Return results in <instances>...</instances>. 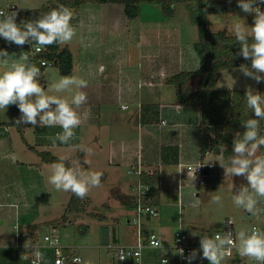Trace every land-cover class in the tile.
<instances>
[{"label": "crops", "instance_id": "1", "mask_svg": "<svg viewBox=\"0 0 264 264\" xmlns=\"http://www.w3.org/2000/svg\"><path fill=\"white\" fill-rule=\"evenodd\" d=\"M177 4L172 6L170 15L172 18L175 16ZM261 6L264 7V5ZM78 11V21L75 24L77 41L67 44L73 56V71L70 76L88 81V87L82 89L87 93L88 98L87 102L78 109V112L82 114V124L75 130L76 138L70 141L68 145L61 144L59 141L53 144L49 137L55 136L61 131L58 126L33 127L24 125L23 135L35 148L42 149L44 147L43 149L49 150L61 158L67 157L70 164L76 160L83 162L85 153L82 149H91L92 154L88 157L90 162L84 166L87 168L92 165L99 169L101 160L103 161L107 157L112 176L116 175V170L121 166L126 169L127 173L131 166L145 172L158 171L159 205L157 206V217L161 222H166L167 213L165 212H168V209L164 206L166 204H162L161 199L166 179L169 178L172 182H177L178 185V164L196 163L201 158L198 144L199 107L176 103L175 95L170 94L165 89V85H171L166 82L167 78L174 73L181 70H196L200 66L199 57L193 47L194 40L187 36L188 30L181 29L182 23L179 20L175 22V19H156L157 21H150L145 26L133 22L135 25L133 24L131 28H128L121 3H85L79 7ZM140 16H142V12ZM210 16L207 19L208 29L211 31L222 30L221 28L214 30L209 27ZM152 18L154 17H151L150 20ZM138 26L139 29L135 31ZM132 29L134 30L131 32ZM109 31L114 34L112 39L107 38ZM225 32L233 34L228 33L230 31ZM125 34L131 38L129 43H133L130 50L139 54V62L137 63L133 60L131 51L126 52L127 47L122 46L128 42L121 39V36ZM100 36L104 37L103 41ZM5 67L0 65V71H3ZM236 68L239 67L226 70H230V73L233 74ZM221 71L218 73V80ZM52 75L54 76L51 73L50 78H53ZM60 77L62 76L60 75ZM196 79L194 77V80ZM75 91L76 89L73 88L72 92H63V97H60L70 101ZM144 103L159 104V117L156 122L141 123L140 106ZM117 105L122 109H127L128 106L135 109L126 115H119L115 114L112 109ZM83 114L87 115L83 116ZM11 118V106L6 111L0 110V162L18 167L15 166L19 163L15 149L18 137L12 135L16 128L12 125L3 124V122H9ZM30 136L32 137L30 138ZM45 164L47 163L41 161L32 164L40 170L41 189L46 188L42 175V172L45 171L43 166ZM99 171L102 172L100 169ZM6 174L8 173L6 172ZM128 174H133V177L131 176V179L127 181L130 192H124L120 187H117L114 203L104 202L102 207L110 212V209L115 206V212L118 211L123 216H109L102 213L99 221H105L108 224V227L102 228L100 231L102 245H98L95 240V244L76 245L79 248L81 246L98 248L93 256L89 253L82 257L80 264H131L116 261L111 248L104 246L107 243L113 245L133 244L137 240L136 229L131 223V218L135 205L133 186L138 176L134 173ZM217 181L218 173L217 178L210 182L216 183ZM5 185L7 184L0 187ZM177 187L179 188V186ZM176 202L178 203L177 212L180 215L182 211L180 196ZM169 205L175 206V202L171 201ZM109 218H111L110 221H108ZM144 218L151 219V217ZM179 221L181 222L180 219H178V223ZM263 221L264 218L261 223ZM141 231L144 236L149 231L155 232L153 225L149 226L146 220H142ZM29 237L30 232L28 237L25 240L23 238L19 243L21 248L28 250L27 252L31 250L26 249L24 245L25 242L29 241ZM39 239L37 236L36 240ZM193 239L199 242L197 239ZM161 243L162 247L159 248L160 255L158 258L155 250L157 248L145 247L143 249L142 264H160V257L167 256V253H161L162 249L173 251L170 247L171 244L163 240ZM19 257V253L13 256L9 255L5 258V263L20 264ZM174 257L175 255L170 258ZM225 257H227L225 261L228 264H257L249 258L241 257L235 247L231 255ZM42 264H50V261H45ZM193 264H208V261L205 259L201 263Z\"/></svg>", "mask_w": 264, "mask_h": 264}, {"label": "rangeland", "instance_id": "2", "mask_svg": "<svg viewBox=\"0 0 264 264\" xmlns=\"http://www.w3.org/2000/svg\"><path fill=\"white\" fill-rule=\"evenodd\" d=\"M53 1L54 0H0V10L4 12H10L12 10L22 16L27 10L38 8L42 4ZM218 1L226 2L227 9L223 15L214 14L210 16L211 19L209 20L208 25L211 29L215 30L221 28L222 30L226 29L225 31H230L228 33H232L231 25L238 19L235 15L244 19L242 22H245L248 26H252L253 14H245L242 12L237 6V0ZM176 6V13L174 18H172L170 15H166L163 12L160 4H142V16H140V13L139 18L126 20V22H128V28H131V25L133 26L134 23L145 26L150 23V21H157L156 19H175V22L179 20L180 23H182L181 29L185 28L188 30L187 36L192 38L194 42L197 41V12L194 5L179 3ZM261 8L264 10V7L261 6ZM151 17H154L152 18L153 20H150ZM17 23L19 24L18 21ZM73 26L75 27V25ZM138 29L139 26L135 28V31ZM133 30L134 29H132L131 32ZM113 36L114 34L112 31H109L107 38L112 39ZM100 38L101 40L104 39L102 36H100ZM121 39L122 41H128L126 43L127 45L123 44L122 46L125 45L127 47L126 52L131 51L135 63L139 62V54H135L133 50H130L133 47V43H129L131 38L127 37V34H125L121 36ZM73 41H77L75 37L70 43ZM104 44L106 45L105 42ZM3 49H6L9 53V65L16 62L19 55L24 53L23 48L16 45H11ZM29 63L32 64L30 60ZM237 69L238 68L234 69L233 74L230 73V70H222L217 86L221 88L231 87L236 89H246L251 86L264 96V82L257 84L254 80L246 78ZM51 73L54 74V76L52 75L53 78H50ZM60 78L56 66L48 64L45 67L44 73L40 77V82L47 94L63 97V92L56 93L51 89V85L54 82H57ZM194 81L196 83V80ZM165 89L169 91L170 94L175 95L173 85H165ZM240 107L239 112L235 109L231 112L225 113L226 115L219 123L223 130L225 129L226 124L230 121L231 125L233 124L232 122H234L235 128L232 130L233 133H242L244 129L242 127V122L251 118L254 113L247 109L244 98L240 100ZM112 109L115 114L126 115L135 108L128 106L127 109H122L117 105L112 107ZM201 125L204 127L205 123L201 121ZM217 125L218 124L213 125L214 128H216ZM208 129L213 135V127L207 126V130ZM13 134L18 137L15 147L17 151L16 157L19 160L18 165L15 166L18 167H12L5 162H0V186L7 184L4 187H0V264H6V257L18 253L20 256L19 259L21 260L20 264L31 263L28 258H22L24 253H28V250L21 248L19 244L23 238V240H25L28 237L29 232L30 237H33H29V240H35L37 236L42 238L44 234L50 233L58 236L60 242L63 244H95V239H101V229L108 227V224L105 223V221L100 222L98 217H93L88 212L92 211L100 214L106 213L109 216L118 215L122 217L123 215L118 213V211L115 212V206L110 209V212L106 211L105 208L103 209V203H114V194L116 193L117 187H120L122 191L129 193L130 186L127 181L131 179V176L133 177V174L129 175L126 172V169L121 166V168L116 170V175L112 176L107 157L104 158L99 165V169L102 170L103 173L101 185L92 188L85 197L90 200L89 204L86 206V210L79 213L66 214L65 208L72 193L57 191L54 186L48 182L50 164L43 165L45 171L42 172V175L46 188L41 189L39 180L40 170L36 168V165H32L33 163L40 162L38 156L31 151L22 140L20 141V133L17 130H14L12 135ZM31 137L32 136H30V138ZM106 141L107 140L105 139V142ZM221 146V144H219L218 147L213 146L211 154H209L206 159L214 162L218 167V181L216 183L208 182L203 186H195L191 183H185L184 186L178 188L177 182L174 183L171 179H166L165 188L161 194V199L163 201L162 204H166L164 206L168 209V212H165L167 213L166 222H161L157 216H153L149 220L148 218H142L143 221L146 220V222H148L149 226L153 225V228L159 235L161 241L163 240L172 244L173 233L178 227V219L181 220L182 228L189 232L190 236L198 241H200L201 235L207 234L213 236L216 231L223 232L229 220H231L233 224L236 236L241 230H249L252 224L261 223L263 214L261 213L260 205H258V214L251 215L245 209L237 207L234 204L232 200L233 192L235 193L241 185L247 186V181L240 176H225L224 169L220 167L218 162H215L216 155L219 153V147ZM43 148L44 147H42V149ZM83 168L85 171L89 172H100L97 167L92 165H89L87 168L83 165ZM6 172L8 174H6ZM166 174L168 175L167 168ZM232 185H234L233 191L231 187ZM217 195L221 197V202L219 204L212 202V198ZM179 196L181 197L182 205L180 215L178 214L176 207L178 204L176 199L178 200ZM171 201L175 202V206L169 205ZM110 220L111 218L108 219V221ZM28 224L29 228L26 229V225ZM97 249V247L81 246L80 248H77L76 251L80 253L81 257H84L89 253L93 256V254H96ZM155 250L157 251L156 257L158 258L160 255L159 249ZM161 253H167L168 257L175 255L174 251H168L166 249H162ZM226 258L227 257L224 258L221 264H228L225 261Z\"/></svg>", "mask_w": 264, "mask_h": 264}, {"label": "clouds", "instance_id": "3", "mask_svg": "<svg viewBox=\"0 0 264 264\" xmlns=\"http://www.w3.org/2000/svg\"><path fill=\"white\" fill-rule=\"evenodd\" d=\"M261 5H264V0H237V6L242 12L253 14V24L248 26L242 22L244 19L235 15L238 19L231 25V31L240 46L236 55L251 62L250 66L241 64L237 70L257 84L264 82V10ZM17 15L15 11H0V38L10 45L23 47L34 43L38 45L39 51L52 45L68 44L77 34L72 24L73 11L63 5L34 20L21 21L19 24ZM8 57V51L0 49V65L6 66L0 71V110L6 111L9 106H17L20 116L15 120L16 125L58 126L61 131L49 139L53 144L59 141L68 145L76 138L75 130L82 124V114L78 109L87 102V93L82 89L88 87V81L75 76H62L51 85L52 91L56 93L72 92L75 88L69 101L46 93L40 82L41 70L29 63L27 55L21 53L18 60L10 65ZM244 99L247 109L254 113L255 118L242 122L245 131L235 133L232 154L226 156V147L221 146L215 162L224 169L225 176H240L247 181V186L241 185L233 192L232 200L237 207L257 215L258 205L264 203V154H258L264 148V135L260 129V122L264 120V96L249 86L245 90ZM82 150L85 153L83 162L76 160L68 166V158H61L50 165L48 177V182L57 191L70 192L78 199H84L92 188L99 187L103 177L102 172L84 170L83 165L90 162L88 157L92 150ZM231 187L233 191L234 185ZM212 202L219 204L221 197L214 196ZM228 223L232 224L231 220ZM24 247L28 249L30 246L25 242ZM233 247L241 257L264 264V230L258 227L250 231L241 230L236 237H233L231 231L214 236L201 235L199 250L193 249L188 256L183 257L181 249L180 254L188 264H192L198 257L206 259L208 264H221L225 256L231 254ZM33 252L42 256L36 250ZM161 264H168V260L162 258Z\"/></svg>", "mask_w": 264, "mask_h": 264}, {"label": "trees", "instance_id": "4", "mask_svg": "<svg viewBox=\"0 0 264 264\" xmlns=\"http://www.w3.org/2000/svg\"><path fill=\"white\" fill-rule=\"evenodd\" d=\"M85 3H121L126 20L137 18L141 13L142 4H160L166 15H171L174 4L188 3L194 5L197 12L198 40L193 43V47L199 57L200 66L196 70H181L174 73L167 78L166 82L174 86L176 103L199 107L200 126L198 144L200 155L203 156L207 150H210L213 146L218 147L219 144L226 147V156L231 155L232 142L235 136L232 131L235 128L234 122L231 125L229 121L224 130L219 123L226 115L225 113L235 109L237 112L240 111V100L244 98L245 90L218 87V73L221 70L239 67L241 64H248L250 66L251 62L250 60H244L242 56L236 55L240 46L236 42L234 34H227L224 30L211 31L207 27L208 16L223 14L227 9V3L218 0H54L53 2L42 4L38 8L27 10L22 16L17 15V21L20 23L25 20H34L51 9L63 5L73 11L72 24L75 25L78 21L79 7ZM11 45L0 38V49ZM34 45V43L31 45L26 44L22 48L24 52L29 53ZM28 58L32 64L40 68L41 75H43L46 66L38 62L39 58L50 61L51 65L56 66L61 76H70L73 71V56L67 44L45 47L41 52L29 55ZM194 77L197 78L196 83ZM11 114V120L3 122V124L14 126L20 133L21 140L30 150L38 155L41 162L51 165L61 159V157L51 153L49 150L37 149L28 143L23 135L24 125L15 124V120L19 118L17 106H11ZM158 117V103L141 104L140 121L142 124L156 122ZM251 118H255L254 114ZM201 121L205 123L204 127L201 125ZM263 121L260 122V127ZM215 124H218L216 128L213 126ZM207 126L213 127V135L209 129L207 130ZM66 163L70 166L68 160ZM139 178L143 185L155 186L147 191L143 204L158 206V171H141ZM89 202V198L78 199L75 195L71 194L65 212L66 214L83 212L86 210ZM89 214L93 217H102V214L99 213L89 212ZM27 228H29V224L26 225Z\"/></svg>", "mask_w": 264, "mask_h": 264}, {"label": "built area", "instance_id": "5", "mask_svg": "<svg viewBox=\"0 0 264 264\" xmlns=\"http://www.w3.org/2000/svg\"><path fill=\"white\" fill-rule=\"evenodd\" d=\"M2 11V10H0ZM12 12V10L10 11ZM38 45H34L29 53L24 52V55H35L41 52L43 49L37 51ZM44 61L46 63H41ZM38 62L41 65L47 66L51 64L50 61L39 58ZM261 134L264 135V121L260 127ZM212 148L207 150L206 153L201 156V158L196 163H179L178 170V186L181 188L185 183H191L195 186H203L210 181H214L217 178V165L208 161L207 156L211 154ZM258 154H264V148L260 149ZM200 166V167H199ZM199 167V168H198ZM139 168L131 166L128 169V173H134L138 176V179L133 186V190L135 192L134 196V213L131 218V223L135 226L137 240L133 244H116L113 245L111 243H107L104 246L111 248L113 252V256L116 261L124 263L129 262L131 264H142V249L144 247L149 248H161L162 243L161 240L154 231H149L144 235H142L141 225L143 217H153L157 216L158 209L156 205L143 204V200L146 197L147 191L155 186L151 185H143L140 181ZM261 213L264 218V203L260 204ZM253 227H258L261 230H264V221L260 224H252L249 230ZM231 231L233 233V237L235 236V231L232 224H227L225 230L223 232ZM223 232L216 231L213 236L217 233L223 234ZM95 242L98 245H102L101 239H95ZM28 245L30 246L28 253H24L22 258H28L31 264H42L45 261H50V264H80L82 262V257L79 253H77L76 249L79 248L76 245H64L60 242L58 236L46 233L39 240H29ZM17 245V244H16ZM172 250L175 252V257L170 258L168 256L160 257V264L162 258L168 260V264H188V262L183 258L188 256V254L193 250H199V242L194 240L190 234L182 228L181 222L179 221L178 227L175 229L173 233V241L170 246ZM234 248V247H233ZM232 248V250H233ZM183 250V257L180 254V250ZM36 250L39 253H42V256H37L33 251ZM231 250V253H232ZM231 255V254H230ZM202 256V253H200ZM229 256V255H226ZM78 258V259H77ZM205 259L197 258L192 262L193 263H201Z\"/></svg>", "mask_w": 264, "mask_h": 264}]
</instances>
